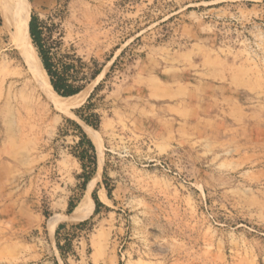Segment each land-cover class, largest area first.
Segmentation results:
<instances>
[{"label":"rangeland","instance_id":"rangeland-1","mask_svg":"<svg viewBox=\"0 0 264 264\" xmlns=\"http://www.w3.org/2000/svg\"><path fill=\"white\" fill-rule=\"evenodd\" d=\"M25 2L101 72L37 113L0 21V264H264V0Z\"/></svg>","mask_w":264,"mask_h":264},{"label":"bare ground","instance_id":"bare-ground-1","mask_svg":"<svg viewBox=\"0 0 264 264\" xmlns=\"http://www.w3.org/2000/svg\"><path fill=\"white\" fill-rule=\"evenodd\" d=\"M0 21L8 36L9 45L16 50L22 65L20 68L14 67L11 74L29 76L36 85L35 88L32 84L33 88L27 87V103L39 114H44L48 110L69 111L80 104L87 90L71 96H60L53 90L28 31L29 6L25 0H0ZM97 178L98 174L92 178L88 189L93 187ZM86 205L91 206L88 193L81 200L79 208ZM77 209L74 211L75 214L78 212Z\"/></svg>","mask_w":264,"mask_h":264},{"label":"trees","instance_id":"trees-1","mask_svg":"<svg viewBox=\"0 0 264 264\" xmlns=\"http://www.w3.org/2000/svg\"><path fill=\"white\" fill-rule=\"evenodd\" d=\"M29 34L30 37L37 48L38 56L41 60L42 66L48 76L49 82L53 88V90L60 96H71L79 93L84 89V87L94 80L101 72L100 66L92 62L91 66H89L80 56H78L73 51H66L60 58L54 59L52 55L45 49H43L40 39L34 29V25L32 19L29 22ZM112 68V67H111ZM100 83L93 89L88 100H90L96 91L100 87ZM79 111H76L77 116L84 121L86 124L91 125L93 127H97L96 114L94 121L89 120L88 117H84ZM77 128H79L83 134V139L87 143V149L83 151V153L79 156V160L82 162L83 172L85 171L84 161H88L90 165L95 164V149L90 141V139L86 136V134L82 131L81 127L76 124ZM94 172V167H92L86 175H83L84 181L83 185L90 179L92 173ZM95 206H100L101 203L94 199ZM72 205L70 204L68 207V212L72 210ZM84 223L80 222L79 225ZM61 225L58 226V229ZM58 229L56 233L58 232ZM56 246L59 250L60 256L64 258V249L71 248L70 240L65 244V246L60 245L58 241V237H56Z\"/></svg>","mask_w":264,"mask_h":264},{"label":"water","instance_id":"water-1","mask_svg":"<svg viewBox=\"0 0 264 264\" xmlns=\"http://www.w3.org/2000/svg\"><path fill=\"white\" fill-rule=\"evenodd\" d=\"M29 28V27H28ZM44 69V68H43ZM45 71V70H44Z\"/></svg>","mask_w":264,"mask_h":264}]
</instances>
